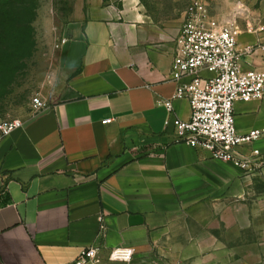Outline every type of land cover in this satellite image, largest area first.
Here are the masks:
<instances>
[{
    "label": "crops",
    "instance_id": "crops-1",
    "mask_svg": "<svg viewBox=\"0 0 264 264\" xmlns=\"http://www.w3.org/2000/svg\"><path fill=\"white\" fill-rule=\"evenodd\" d=\"M211 5L234 27L243 70H264V0ZM184 13L153 20L129 0H70L40 94L48 107L0 143V264H71L91 246L101 264L120 247L137 251L132 264L232 259L260 215L264 135L238 150L255 174L175 141V120L191 118L175 99L191 78L171 77ZM235 114L240 134L264 132V99Z\"/></svg>",
    "mask_w": 264,
    "mask_h": 264
},
{
    "label": "built area",
    "instance_id": "built-area-1",
    "mask_svg": "<svg viewBox=\"0 0 264 264\" xmlns=\"http://www.w3.org/2000/svg\"><path fill=\"white\" fill-rule=\"evenodd\" d=\"M184 15L176 40L171 77L177 82L191 78L189 83L178 86L175 95L176 100L189 101L191 118L189 121L175 120V141L209 151L214 160L232 163L244 172H251L252 161L242 158L238 150L260 139L264 132L252 130L240 134L235 104L264 99V70H243L233 25L212 16L205 0H193ZM66 43L67 40L62 39L56 48ZM253 50L248 47L246 52ZM203 71L212 76L203 77ZM32 105V116L40 115L48 107L40 96L32 100ZM159 105L173 112L172 101ZM112 122L107 120L104 124ZM23 126V119L0 117V143ZM136 255L135 249L120 247L111 251L109 260L132 264ZM71 264H101L100 249L96 246L84 249Z\"/></svg>",
    "mask_w": 264,
    "mask_h": 264
},
{
    "label": "rangeland",
    "instance_id": "rangeland-1",
    "mask_svg": "<svg viewBox=\"0 0 264 264\" xmlns=\"http://www.w3.org/2000/svg\"><path fill=\"white\" fill-rule=\"evenodd\" d=\"M36 1L38 9L32 24V41L24 40L26 41L24 44L12 39L5 40V44L3 41L4 49H8L0 54L1 58L9 62L15 54L24 57L18 68L0 69V117L4 120H24L31 116L32 100L40 96L54 68L59 18L64 19L68 16L70 0ZM129 1L138 4L146 15L154 20V17L179 18L193 0ZM123 2L124 0H115L116 4L121 5ZM205 2L210 14L216 17L211 0ZM54 17L57 18L55 21ZM9 47H21V52L20 49L10 50ZM250 173L255 174L256 170H251ZM256 193H264V180L261 178L256 182ZM255 203L256 212L258 211L260 215L255 218L254 226L238 236V250L232 251V259L223 260L221 264H264V197L256 196ZM108 264L122 263L109 261Z\"/></svg>",
    "mask_w": 264,
    "mask_h": 264
},
{
    "label": "trees",
    "instance_id": "trees-1",
    "mask_svg": "<svg viewBox=\"0 0 264 264\" xmlns=\"http://www.w3.org/2000/svg\"><path fill=\"white\" fill-rule=\"evenodd\" d=\"M37 9L36 0H0V54L8 49H4L3 41L5 44V40L12 39L20 44H24L26 42L24 40L30 41L32 39V24L36 18ZM9 48L10 50L20 49L21 52V47ZM23 60V56L15 54L7 62L0 55V69L1 67H8L9 69L18 68L20 62Z\"/></svg>",
    "mask_w": 264,
    "mask_h": 264
}]
</instances>
